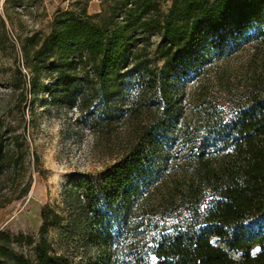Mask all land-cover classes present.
Instances as JSON below:
<instances>
[{
  "label": "trees",
  "instance_id": "obj_1",
  "mask_svg": "<svg viewBox=\"0 0 264 264\" xmlns=\"http://www.w3.org/2000/svg\"><path fill=\"white\" fill-rule=\"evenodd\" d=\"M89 1L19 38L7 85L25 101L44 76L56 101L77 90L98 132L122 126L123 147L72 178L68 209L45 206L37 235L0 230V264H264V96L231 117L216 107L188 156L172 148L188 127L186 84L248 45L264 51V0H100L95 15ZM10 130L0 123V208L32 185L26 135ZM64 223L95 261L48 238Z\"/></svg>",
  "mask_w": 264,
  "mask_h": 264
},
{
  "label": "rangeland",
  "instance_id": "obj_2",
  "mask_svg": "<svg viewBox=\"0 0 264 264\" xmlns=\"http://www.w3.org/2000/svg\"><path fill=\"white\" fill-rule=\"evenodd\" d=\"M84 2L0 0V12L7 19L8 31L5 36L0 29V123L4 129L10 128L12 135L15 131L26 135V175L32 182L25 197L0 208V230L12 235H37L45 206L59 212L68 209L67 193L72 178L99 173L115 161L123 147L122 126L98 132L82 114L77 90L56 101L49 95L50 81L44 76L37 90L28 92L25 101L7 85L15 70L14 45L19 38L32 32L48 34L58 10L78 7ZM100 11V0H90L88 12L95 15ZM257 45H248L231 57L217 60L204 76L186 84L188 127L184 128L181 122L177 125L176 129L182 128L185 135L172 145L178 158L188 156L192 145L205 134L207 117L215 113L216 107L231 117L254 96H264V51ZM1 190L0 184V194ZM47 235L59 251L78 257L91 255L95 261V248L65 223L50 226ZM18 249L30 256L26 245L21 244Z\"/></svg>",
  "mask_w": 264,
  "mask_h": 264
},
{
  "label": "snow or ice",
  "instance_id": "obj_3",
  "mask_svg": "<svg viewBox=\"0 0 264 264\" xmlns=\"http://www.w3.org/2000/svg\"><path fill=\"white\" fill-rule=\"evenodd\" d=\"M154 259V258H153Z\"/></svg>",
  "mask_w": 264,
  "mask_h": 264
}]
</instances>
